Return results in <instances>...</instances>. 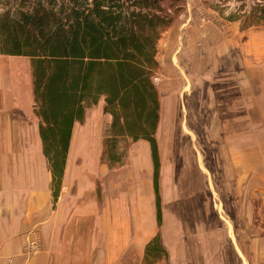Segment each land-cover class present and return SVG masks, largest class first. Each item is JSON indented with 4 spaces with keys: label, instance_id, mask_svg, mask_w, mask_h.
Returning <instances> with one entry per match:
<instances>
[{
    "label": "rangeland",
    "instance_id": "obj_1",
    "mask_svg": "<svg viewBox=\"0 0 264 264\" xmlns=\"http://www.w3.org/2000/svg\"><path fill=\"white\" fill-rule=\"evenodd\" d=\"M63 1L0 0V12L8 8H22L32 11L40 2L48 6L51 3L61 5ZM260 4L264 5L257 0H179L173 4L175 10L182 8L174 24V26H178L172 30L173 26L167 31L157 46V60L160 66L154 82L159 91V100L162 98L163 103L168 105L170 91L177 89V93L180 92V95L183 93L181 104L190 97L193 100L192 105H196V108L204 107V103L207 104L206 100L212 102L209 99L212 79L207 80L200 77V73H198L200 70L196 66L198 64L186 66L183 55L178 53L181 48L183 49L186 31L190 27L196 28L195 25L200 28L204 24H208L205 26L214 32L219 23L231 22L240 25L241 20L250 16L247 14L257 13L254 8L257 6L260 9L261 7L258 6ZM258 14L257 16H261V18L264 16ZM231 16L240 17V19L234 22L230 20ZM255 27H264V23L262 22L261 25L252 28ZM250 29L242 30L240 27L241 32ZM173 31L175 34L172 36ZM197 47H199L198 49L201 48L200 46ZM175 54L182 55V59L176 62V65L173 60ZM212 56H209L208 62L209 76L212 75V71H215V65L210 64ZM26 62L31 64V60ZM22 67L24 68V64L18 61L15 77L21 83L24 81V78H20L21 71H23ZM186 77L189 78V81ZM191 90L192 94L190 93ZM185 92L187 93L184 94ZM184 97L187 98L184 100ZM201 98L204 99L202 102ZM101 103L104 105L103 100H101L97 105L86 110L85 120L75 124L72 134V137L75 135L74 138H77L76 148L73 150L80 152L78 154H81V150H83V153L89 156H85L84 159L78 158L77 166H84L85 162L91 163L92 166L94 162H97L98 171L99 168L100 170L102 167L106 168L105 173L100 171L101 175L98 177L100 180L98 179L97 182V197L94 201L98 205L96 204L95 217L93 218L95 220L90 228L95 234L100 232L97 245L99 252L103 246H106L107 235V240L111 241L112 233H122L126 230L128 248L122 255L112 256L113 261L110 262L113 264H248V262L250 264H264V169L259 170L261 167L264 168V158L246 159L244 153H241L243 158L240 160H233L230 154L227 157L228 144L224 142V139L222 140L220 135L217 137L210 133L211 129L214 130L212 132L218 131L220 122H201L200 120L199 122H190L189 133H186L188 123L184 122L185 112L183 110L181 111L180 122H170L171 120L167 118L161 126L158 125L156 134L160 155L159 192L161 191L163 208V221L159 225L156 222L155 199L151 201V214L148 201L142 200L140 193L136 200L132 196L133 189L140 187L141 184L146 190L148 186L146 182L149 184L150 180H148L147 174H143L140 167H138L140 170L134 173L133 152L140 142H146L149 145L150 143L143 139L133 141L127 136L114 134L111 129L112 119L108 122L106 119L108 114L104 113V106L103 109L98 106ZM26 105L29 112L31 104L27 102ZM32 107L36 116L34 95ZM214 113L212 110L203 112L196 110L195 116L215 119L216 117L213 118ZM15 123L17 126L11 127L15 128L18 138L21 135L32 133L34 139H38L41 143L39 151L47 161V164L42 165V170L43 172L47 171L49 175L52 195L47 200L40 201L36 196L39 191H33L30 208L28 206L29 192L17 191L15 199L9 197L5 200L8 203L15 202V205L1 207L0 217L1 222H3L5 217L12 216L11 213L15 214V219L20 224L21 229H26L24 232V254L37 256L47 251L48 247L55 246L58 229L57 201L60 198L59 191L62 188L72 140L61 186L57 188L58 181L54 179L49 160L44 153L40 134L42 122ZM13 124L14 122H10V125ZM191 128L198 130V135L194 136L191 133ZM257 147L258 150L259 148L263 149L264 144H258ZM35 148L33 141L32 150L34 151ZM14 149L16 151L23 150L22 144L20 142L14 144ZM96 154L97 159H94ZM260 154L258 151L257 155ZM234 161L240 162L237 166L240 165L242 176H238L237 171L233 169L236 167ZM255 163L258 164V174L244 175V164L252 166ZM39 165L36 163L33 165L35 173L40 171ZM94 167L96 168V166ZM198 167L203 170V174L200 173ZM239 183L240 185H238ZM249 187H251V194H249ZM137 189L139 190V188ZM116 190L125 192L123 204L116 200ZM56 191L58 193L57 199L54 196ZM105 191H107V195L110 194L107 203L103 198ZM70 193L75 196L77 194L76 188H73ZM147 194L145 192L146 196ZM106 209H109L111 215L120 214L125 217L128 216L130 219H133L137 213L142 215L144 221L115 223L109 221L108 216L105 217ZM100 219H107V221H100ZM64 225L66 229L68 224L65 223ZM142 229L144 230V241L140 235H137L138 230L141 232ZM60 231H63V225L60 226ZM153 232L159 235L161 246L166 252V256L158 261L146 259V247L152 239L149 236ZM122 237L124 239L126 235L122 234ZM143 245H145L144 255H142ZM32 246L37 247V249H33ZM253 248H257L256 251L245 254L248 252L247 250ZM154 249L156 247L152 248V250ZM98 251L96 257L99 263L101 262L99 260L101 255ZM155 254L157 253L154 252Z\"/></svg>",
    "mask_w": 264,
    "mask_h": 264
},
{
    "label": "crops",
    "instance_id": "obj_2",
    "mask_svg": "<svg viewBox=\"0 0 264 264\" xmlns=\"http://www.w3.org/2000/svg\"><path fill=\"white\" fill-rule=\"evenodd\" d=\"M205 25L208 24H204L200 28L195 25L196 28L190 27L187 29L183 49L181 48L178 53L183 55L186 66L198 64L195 65L200 70L198 72L200 77L207 80L212 79L209 99L212 100L213 104L210 100H206L207 104L204 103V107L196 108V105H192L193 100L191 97H184V100L187 98L186 102L181 104L183 93L180 95V92L177 93V89H172L168 105L164 104L163 99L160 98L159 124L161 126L167 118L171 120L170 122H180L181 111L183 110L185 112L184 122L188 123L186 133H189L190 122H199V120L201 122H220L217 128L218 131L212 132L214 130L211 129L210 133L216 136L220 135L222 140L224 139V142L228 144L227 157L230 154L233 160H240L243 158L241 153H244L246 159L264 158V147L263 149L259 148V150L257 147L258 144H264V27H255L241 32L239 23H219L214 32L208 30ZM177 26H174L172 30ZM174 34L173 31L171 35ZM197 46L201 48L198 49ZM182 55L175 54L173 58L175 65L176 62L182 59ZM208 55H213L210 64L215 65V71L211 72V76H209L210 72L207 70L209 66ZM28 60L30 61L29 58L25 57L2 55L0 51V208L15 205V202L8 203L5 200L9 197L15 199L17 191L29 192L28 206L30 208L33 191H39L36 196L40 201L47 200L52 195L49 175L47 171L43 172L42 170V165L47 164V161L40 154L39 146L41 143L38 139H34L32 133L21 135L18 138L15 128H12L17 126L15 122H40L37 115H34L32 107V70L30 62L28 64L26 62ZM18 61L24 64L23 71L20 72V78H24L22 83L18 82L15 77ZM203 72L204 74H202ZM186 78L189 81V78ZM190 93H193L192 90ZM203 100L201 98V102ZM27 102L31 104L29 112L27 111ZM98 106L103 109L104 105L101 103ZM196 110L202 112L212 110L215 112L213 118H216H198L195 116ZM106 119L109 122L112 117L107 115ZM10 122H14V124L10 125ZM191 133L195 136L198 135L199 131L191 128ZM74 136L72 137V146L62 181V188L59 191L60 198L57 201L58 229L55 246L48 247L47 251L37 256L25 255L24 232L26 229H21L20 224L15 219V214L11 213L12 216L5 217L3 222H1L0 217V264H113L110 261H113L114 256L126 252L128 248L126 230L122 233H112L111 241L107 240V235L106 246L102 247L101 252L97 250L100 232L98 231L95 234L90 228L95 220L93 218L95 217L97 203L94 201L97 197L98 177L101 175L100 171L105 173L106 168L102 167V170L99 168L98 171L97 166L99 165L97 162H94L92 166L91 163L85 162L84 166L78 167L77 159H84L88 155L83 153V150H81V154L73 150V148H76L77 143V138L75 139ZM33 141L36 147L34 151L32 150ZM18 142L22 144L23 150L16 151L14 149V144ZM27 143L29 144L27 145ZM143 149L144 153L142 154ZM258 151H260V155H257ZM94 159H97V154ZM35 163L36 165L40 164V171H36L37 173L34 172L33 165ZM98 163L100 162L98 161ZM132 163L134 173L138 172L140 170L138 167H140L143 174H147L148 180L150 179L149 184L146 182L148 185L146 190H144L142 184L139 185L140 187L133 189V199L136 200L140 193L142 200L146 199L150 206L156 195L152 151L148 143L140 142L138 144L133 152ZM234 164L236 167L233 169L237 171L238 176H242L240 165L237 166L240 162L234 161ZM198 169L203 174V170L200 167ZM257 169V163L252 166L244 164L243 174H248V176L251 174L257 175L258 171L264 168ZM134 177H136L135 174ZM72 187L76 188L77 194L75 196L70 193L73 190ZM116 191V200L123 204L125 202V192ZM145 192L148 193L147 196ZM249 194H251V187H249ZM109 196L110 194L107 195V191H105L103 198H105L106 203L109 201ZM151 209L150 206L149 210L152 214ZM155 214L158 223L156 208ZM107 216L109 221L115 223L144 221L142 215L137 213L133 219H130L128 216L125 217L120 214L111 215L109 209H106L105 217ZM105 220L107 221V219H100V221L106 222ZM65 223L68 224L66 229ZM61 225H63V231H60ZM122 234L126 235L124 239ZM137 235H140L142 241H144L143 229L141 232L138 230ZM156 236V233L153 232L149 237L153 239ZM142 249V255H144L145 245ZM256 249L247 250L248 252H245V254H250ZM97 251L101 255L99 258L101 262L99 263L96 257ZM106 255L108 256L106 257ZM248 264L250 263L248 262Z\"/></svg>",
    "mask_w": 264,
    "mask_h": 264
},
{
    "label": "trees",
    "instance_id": "obj_3",
    "mask_svg": "<svg viewBox=\"0 0 264 264\" xmlns=\"http://www.w3.org/2000/svg\"><path fill=\"white\" fill-rule=\"evenodd\" d=\"M177 2L64 0L61 5L40 2L32 11L8 8L0 12L1 54L31 60L40 134L57 188L75 124L83 122L86 110L103 100L114 134L151 145L159 225L162 203L156 134L160 100L154 79L160 66L158 42L182 9H174ZM258 6L254 11L263 16L264 5ZM257 13L241 20L242 30L264 23V16ZM231 17L234 22L240 19ZM54 196L57 199V191ZM163 256L166 252L157 235L146 247V259L158 261Z\"/></svg>",
    "mask_w": 264,
    "mask_h": 264
},
{
    "label": "built area",
    "instance_id": "obj_4",
    "mask_svg": "<svg viewBox=\"0 0 264 264\" xmlns=\"http://www.w3.org/2000/svg\"><path fill=\"white\" fill-rule=\"evenodd\" d=\"M33 247V249H37V247H35V246H32Z\"/></svg>",
    "mask_w": 264,
    "mask_h": 264
},
{
    "label": "bare ground",
    "instance_id": "obj_5",
    "mask_svg": "<svg viewBox=\"0 0 264 264\" xmlns=\"http://www.w3.org/2000/svg\"><path fill=\"white\" fill-rule=\"evenodd\" d=\"M166 110V109H165ZM80 253V252H79Z\"/></svg>",
    "mask_w": 264,
    "mask_h": 264
}]
</instances>
